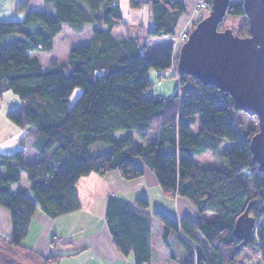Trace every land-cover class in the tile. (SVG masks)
<instances>
[{
    "label": "trees",
    "instance_id": "16d2710c",
    "mask_svg": "<svg viewBox=\"0 0 264 264\" xmlns=\"http://www.w3.org/2000/svg\"><path fill=\"white\" fill-rule=\"evenodd\" d=\"M28 1H20L22 19L0 20V99L7 90L18 98L6 117L24 130L19 148L0 151V206L8 209L11 223L7 243L23 246L37 209L52 218L77 210L75 186L82 176L117 170L122 178L134 179L143 175L137 162L141 158L162 192L187 198L199 216L175 220L159 209L149 213L143 197L133 202L110 198L105 219L120 252L131 253L134 264H150L152 217H156L164 224L162 240L169 249L168 235L180 231L188 249L186 264H237L245 251L264 264V170L250 150L257 124L245 121L228 92L180 72L172 45L145 55L137 52L134 39L126 44L117 41L113 32L127 29L128 24L119 8L121 0H45L52 3L53 14L46 8L28 10ZM126 1L130 8L151 4L153 26L148 34L154 36H174L187 12L186 0ZM227 14L242 16L239 27L232 29L236 35H249L242 0H231ZM63 23L73 30L91 24L90 41L72 48L67 60L43 69L38 56L29 51L51 50ZM173 65L176 92L170 97L145 96L151 85L148 71ZM77 86L83 90L70 104ZM195 115L196 137L190 133ZM152 128L155 134L149 138ZM121 129L125 134L116 138L113 133ZM132 130L147 142L134 143ZM223 141L232 143L222 152L226 168L203 167L194 161L193 154L215 151ZM27 143L36 152L32 162L25 160ZM94 143L107 145L108 150L91 152ZM242 170H247L250 185L239 178ZM21 172L29 186L12 192ZM245 211L257 224L243 244L233 228ZM204 212L215 216L208 220ZM1 254L10 264H22ZM41 256L48 264L58 259L52 253Z\"/></svg>",
    "mask_w": 264,
    "mask_h": 264
},
{
    "label": "crops",
    "instance_id": "0c3cea01",
    "mask_svg": "<svg viewBox=\"0 0 264 264\" xmlns=\"http://www.w3.org/2000/svg\"><path fill=\"white\" fill-rule=\"evenodd\" d=\"M20 1L22 0H0V20L10 19V15L16 12V15L20 16L23 13V11L19 8ZM31 1L32 0L28 1L27 6L30 5ZM40 1L43 7L47 9L48 2L45 0ZM191 8L192 7H190V9ZM188 12H185V14L181 15L180 22L177 31L173 36L171 45H173L176 34L188 26L187 24L189 16L187 15L190 14ZM178 50L179 48L175 47L173 49V53H178ZM41 67L46 69L42 65ZM3 99L4 96L2 95L0 102H2ZM13 100L16 101L15 99ZM18 103L15 106H17ZM6 112L7 108L5 109L2 103H0V151L12 152L20 147L18 141L23 135L24 130L13 124L6 117ZM224 142L225 141H223L221 145ZM25 147V160L28 161L26 158L27 150L32 147L29 143H27ZM231 147L232 143L229 142L227 144L226 150L230 149ZM35 158L36 152L29 155L28 157L29 161H33ZM137 162L142 166L144 172L142 176L134 179L126 180L122 178L117 170L109 171L104 175L90 173L88 175L82 176L75 186V191L80 201V207L77 210L59 215L54 218L41 211V216L43 218L42 221L51 222V231L48 232L47 236L53 235V239H55L54 242L51 241L54 247L51 251L53 254L58 255V264H63L62 262L65 256L80 258L73 264H115V262L120 264H134L133 255L131 253L124 254L120 252L112 242V236L105 219L106 205L108 199L110 198L118 199L124 202H133L136 198L143 197L147 201L146 210L149 213L159 209L175 220H178L183 216H187L192 219L199 216V213L191 205L187 198L173 193H170V195L164 194L160 189L152 170L145 163H140L138 160ZM21 179L22 174H20V180L13 184L11 188L12 192H15L18 189L28 188V181L21 187L18 185ZM36 211L34 214H36ZM33 216L31 217L29 231L25 239H27L30 234ZM4 217V211L0 209L1 228L4 226V224H2L3 222L1 221V219H4ZM163 228L164 224L156 217H152L149 249L150 264H186L184 261L188 259V254L186 253L188 249L186 243L181 238L180 231L173 230L168 235V241L171 243V247L169 249L167 246H165L162 240ZM99 230L105 232L107 235V243L111 244V246L109 245L110 247H108V245L106 246L108 247V252L105 251L107 253L106 255L103 254V251L95 250L91 251L88 256L81 257L83 248L68 252L63 250L64 247H71L72 244L77 242L79 243L78 245H82L79 247H84V244L80 243L82 241L83 235H92ZM5 231L6 233H9L8 230ZM199 237L201 238L200 235ZM58 245L61 246L57 247ZM26 247L32 251L36 249V247L32 244L30 246L27 245ZM94 247H97L96 243L94 244ZM257 263L258 259H249L245 264Z\"/></svg>",
    "mask_w": 264,
    "mask_h": 264
},
{
    "label": "rangeland",
    "instance_id": "374dc122",
    "mask_svg": "<svg viewBox=\"0 0 264 264\" xmlns=\"http://www.w3.org/2000/svg\"><path fill=\"white\" fill-rule=\"evenodd\" d=\"M197 0H186L187 4V11L189 16L188 20L190 21L191 29L192 24L196 21H199L201 18L205 17V12L202 11H193V4H196ZM190 7H192L190 9ZM28 10H41L45 8L41 4L40 0H32L30 5L27 6ZM119 8L120 11L124 17V19L128 22L127 29H118L113 32L114 38L121 42L122 44H126L128 39H134L137 42V52L140 54H151L152 52L162 49L164 47H167L168 45H171L173 40V35L167 34L163 36H154L148 34V30L152 28L153 26V18L151 14V4L150 3H143V5L139 8H130L128 6V3L126 0H121L119 2ZM47 12H50L51 14L54 13L53 5L52 3H48V7L46 9ZM16 13H12L10 15V19H22L24 12L19 16L16 15ZM203 15V16H202ZM242 16L238 15H225L223 19L222 25L219 27V29L223 28H231L236 30L239 25L241 24ZM190 29V31H191ZM189 31V32H190ZM92 34V25L87 24L85 25L81 30H73L68 24L63 23L61 25V30L59 33L56 34V36L53 39V46L51 50L49 51H41V50H31L29 51V55H37L40 63L45 68H48L52 63L57 62H63L67 60L69 56V52L72 48L80 45L87 44L90 41ZM181 46V45H180ZM172 48L174 49L173 45ZM176 54V53H174ZM174 69H176V65L166 67L162 69L160 72L156 71L155 69H150L148 71V78L151 81V85L145 89L144 95L147 97L150 96H164V97H170L172 96L176 90H177V80L176 77L173 76ZM158 81H160L158 83ZM82 87L77 86L73 89L72 93L69 96L70 104L74 102V100L81 94ZM4 99L2 100V105L7 111L11 108H13L18 103V98L10 91L7 90L3 93ZM16 97V98H15ZM15 99L16 101H14ZM243 118L248 124H257V118L255 116H250L246 113H243ZM198 128H199V118L198 115H195L194 122L190 126V133L192 136L196 137L198 134ZM126 130H117L113 133V135L118 138L122 135H124ZM133 134V140L134 143L137 144H144L146 143V139L141 138L135 130H132ZM154 129L152 128L150 130V133L148 135L149 138H152L154 135ZM229 142L225 141L219 148L215 151H202L196 154H193L194 161L203 166V167H220V168H226L227 160L223 156L222 152L227 149V144ZM108 150L107 145H103L101 143H94L90 147L91 152H104ZM35 153V150L33 148H29L27 150V162L29 161L28 157L29 155ZM137 160L140 163H144L141 158H137ZM144 165V164H143ZM22 179L18 183V185L21 187L23 184L27 183V179L24 172H21ZM239 178L246 182L248 185H250L249 182V174L247 170H242L238 173ZM2 207V206H0ZM2 211H4L5 217L4 219H1L4 224L3 228L0 227V253H4L9 255L14 260L22 263V264H48L45 262L43 256H47L52 253L53 245L51 243L53 239V235L47 236L48 232L51 231V222L49 221H42L41 216V210L38 209L36 211V214L33 216V222L31 225L30 234L27 239H24L22 241L23 246L21 247H11L7 243V239L9 237V233L11 231V223H10V215L8 209L2 207L0 208ZM9 215V216H7ZM43 215V214H42ZM203 216L210 220L214 218L215 213L213 212H204ZM257 223L254 222V227ZM5 230H8L9 233H6ZM4 232V233H3ZM7 234V235H4ZM53 234V233H52ZM74 243V242H73ZM81 244H84V247H79L82 245H78L79 243L72 244L71 247H64L63 250L65 252L71 251V250H78L80 248H83V253L81 257L88 256L91 251H103V254L106 255L108 252V247L111 246V244L107 243V235L105 232L99 230L96 233H93L92 235H83ZM97 244V247H94V244ZM34 245L36 247L35 250H30L27 248V245ZM108 245V247H106ZM110 245V246H109ZM61 245H58L59 247ZM106 251V252H105ZM53 254V253H52ZM257 255V252H256ZM59 258V257H58ZM80 258H73V256L64 257L63 264H73L75 261H77ZM256 260L258 259L259 264H263L261 261L262 259L257 256H253L248 251H245L241 259L238 261L237 264H245L247 260ZM54 264H58L57 260H55ZM107 264V263H106ZM115 264H120L118 262H115Z\"/></svg>",
    "mask_w": 264,
    "mask_h": 264
},
{
    "label": "water",
    "instance_id": "95a60500",
    "mask_svg": "<svg viewBox=\"0 0 264 264\" xmlns=\"http://www.w3.org/2000/svg\"><path fill=\"white\" fill-rule=\"evenodd\" d=\"M230 1L211 0L209 13L179 47L177 69L228 92L237 109L257 118L250 150L264 170V0H242L247 36H238L231 28L219 29ZM253 227L254 219L245 211L237 218L233 233L246 244ZM1 256L0 264H10Z\"/></svg>",
    "mask_w": 264,
    "mask_h": 264
},
{
    "label": "built area",
    "instance_id": "2783aa9c",
    "mask_svg": "<svg viewBox=\"0 0 264 264\" xmlns=\"http://www.w3.org/2000/svg\"><path fill=\"white\" fill-rule=\"evenodd\" d=\"M193 11H202L205 12L204 15H207L210 11V4L207 0H197L196 4L194 3ZM203 16V15H202ZM188 26H186L183 30L178 32L174 38L173 47H180V45L187 39L189 31L191 29L190 21L188 20Z\"/></svg>",
    "mask_w": 264,
    "mask_h": 264
},
{
    "label": "flooded vegetation",
    "instance_id": "af4514ba",
    "mask_svg": "<svg viewBox=\"0 0 264 264\" xmlns=\"http://www.w3.org/2000/svg\"><path fill=\"white\" fill-rule=\"evenodd\" d=\"M11 264H14V262H12Z\"/></svg>",
    "mask_w": 264,
    "mask_h": 264
}]
</instances>
